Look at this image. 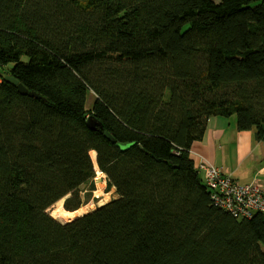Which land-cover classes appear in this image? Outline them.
Masks as SVG:
<instances>
[{
  "label": "trees",
  "instance_id": "trees-1",
  "mask_svg": "<svg viewBox=\"0 0 264 264\" xmlns=\"http://www.w3.org/2000/svg\"><path fill=\"white\" fill-rule=\"evenodd\" d=\"M232 116L264 143V0H0V264H264L191 163Z\"/></svg>",
  "mask_w": 264,
  "mask_h": 264
},
{
  "label": "crops",
  "instance_id": "crops-1",
  "mask_svg": "<svg viewBox=\"0 0 264 264\" xmlns=\"http://www.w3.org/2000/svg\"><path fill=\"white\" fill-rule=\"evenodd\" d=\"M234 117L209 121L203 141L191 147L192 166L196 169L200 161L207 160L225 169L240 184L256 182L264 188V143L254 139L253 131H238Z\"/></svg>",
  "mask_w": 264,
  "mask_h": 264
},
{
  "label": "built area",
  "instance_id": "built-area-1",
  "mask_svg": "<svg viewBox=\"0 0 264 264\" xmlns=\"http://www.w3.org/2000/svg\"><path fill=\"white\" fill-rule=\"evenodd\" d=\"M196 170L204 173L205 184L215 207L236 219L264 215V188L259 183L240 184L225 169L207 160L200 161ZM99 174L104 175L97 170V176ZM103 178L105 181V175Z\"/></svg>",
  "mask_w": 264,
  "mask_h": 264
},
{
  "label": "rangeland",
  "instance_id": "rangeland-1",
  "mask_svg": "<svg viewBox=\"0 0 264 264\" xmlns=\"http://www.w3.org/2000/svg\"><path fill=\"white\" fill-rule=\"evenodd\" d=\"M215 1V0H214ZM217 1V0H216ZM5 71V69H3L2 70V72H4ZM93 100H94V96L93 95H90V97H89V101H88V104H87V106H88V109H90V106H91V104H92V102H93ZM234 118H236V117H234ZM233 118V119H234ZM235 120V119H234ZM96 160V159H95ZM104 176V175H103ZM103 176H101L100 174L96 177V179H95V183H96V189H95V191H94V193H93V199L88 203V204H86V205H84L83 207H81L79 210H81V209H83V212H85L84 214H88V213H90V212H92V211H94V210H96L98 207H100V206H103V205H105V204H107V203H109V202H111V201H113L115 198H117V195H116V193H115V190L113 189V190H108L107 189V183H106V180L104 181V178H103ZM200 176H201V178L203 177V174H200ZM98 181H101L103 184H104V188L102 189V193L98 196V190H99V188H98ZM63 203H64V201H63ZM79 210H77V211H79ZM66 211V210H65ZM77 211H75V212H77ZM48 212V214L50 215V216H52L53 218H55V219H57V220H59V221H61V222H68V221H73V220H75L76 218H79V216H81V215H77L76 217L75 216H70L67 212L68 211H66V212H63V214L62 215H60V216H55L50 210H48L47 211ZM83 214V215H84Z\"/></svg>",
  "mask_w": 264,
  "mask_h": 264
},
{
  "label": "bare ground",
  "instance_id": "bare-ground-1",
  "mask_svg": "<svg viewBox=\"0 0 264 264\" xmlns=\"http://www.w3.org/2000/svg\"><path fill=\"white\" fill-rule=\"evenodd\" d=\"M92 159L95 161L96 159V152L92 151L90 153ZM98 196L102 193V189L104 188V184L101 181H98ZM48 210H50L55 216H60L63 214V212H66L64 207H63V200L59 201L58 203L54 204L52 207H50ZM70 216H77V215H81L82 213L84 214L85 212H83V209L77 211V212H67ZM82 214V215H83Z\"/></svg>",
  "mask_w": 264,
  "mask_h": 264
},
{
  "label": "water",
  "instance_id": "water-1",
  "mask_svg": "<svg viewBox=\"0 0 264 264\" xmlns=\"http://www.w3.org/2000/svg\"><path fill=\"white\" fill-rule=\"evenodd\" d=\"M5 81H6L8 84H10V85L16 87L17 90L19 91V93H20L21 95L41 99V97H40L38 94H36L35 92H29V91H28V90H27L22 84L19 83V81H18L17 79H15V78H13V77L8 76V77L5 78ZM88 124H89L91 127H93V128H95V126L98 125V123H97L93 118H89V120H88ZM122 147H124V146H122ZM124 148H126V147H124ZM84 215H85V214H84ZM84 215H81V216H79V217H82V216H84Z\"/></svg>",
  "mask_w": 264,
  "mask_h": 264
}]
</instances>
